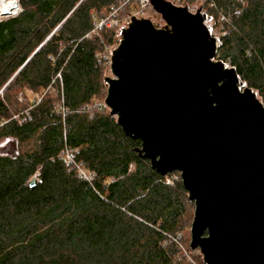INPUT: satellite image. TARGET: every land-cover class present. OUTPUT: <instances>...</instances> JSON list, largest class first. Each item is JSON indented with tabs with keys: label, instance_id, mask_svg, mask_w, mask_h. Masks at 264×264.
I'll list each match as a JSON object with an SVG mask.
<instances>
[{
	"label": "trees",
	"instance_id": "1",
	"mask_svg": "<svg viewBox=\"0 0 264 264\" xmlns=\"http://www.w3.org/2000/svg\"><path fill=\"white\" fill-rule=\"evenodd\" d=\"M135 1L17 0L0 20V264H205L180 173L159 174L104 104L118 31L95 26ZM210 2L228 18L215 59L264 98V0Z\"/></svg>",
	"mask_w": 264,
	"mask_h": 264
},
{
	"label": "water",
	"instance_id": "2",
	"mask_svg": "<svg viewBox=\"0 0 264 264\" xmlns=\"http://www.w3.org/2000/svg\"><path fill=\"white\" fill-rule=\"evenodd\" d=\"M149 1L164 26L131 18L120 31L104 104L159 174L180 173L195 205L190 249L205 264H264V106L214 60L206 13Z\"/></svg>",
	"mask_w": 264,
	"mask_h": 264
},
{
	"label": "built area",
	"instance_id": "3",
	"mask_svg": "<svg viewBox=\"0 0 264 264\" xmlns=\"http://www.w3.org/2000/svg\"><path fill=\"white\" fill-rule=\"evenodd\" d=\"M187 1L185 2V4H186L185 6H189V4H187L188 3ZM135 2H136V9L134 11H132L131 13L126 14L125 17H124L128 21V23L130 22L131 18L140 19V18L146 17V10L151 7L149 0H136ZM191 2L194 3V7H195L196 4H199V7H197L196 10H194L192 12H196L198 9H200L201 12L202 11L204 12L205 10L203 9V4H208L209 6H212V3L210 2V0H192ZM176 6H178V5H176ZM237 13H238L237 10H235L233 12V14H237ZM117 18H118L117 17V8H111V11L109 12L108 16L105 19L99 21L96 24L95 27H96V29H100L103 26H105L107 28H111V27L117 26L118 23H119V20ZM1 19L2 18H0V20ZM219 19H220L219 23H221V26H220V28L218 30L219 34L215 36L217 38H219L222 34H224L223 23L222 22L223 21H227L228 18L226 16H224V15H221ZM95 30H93V31H95ZM106 49L107 48H105L103 56H104V58L107 59V63L109 65V67H110L111 52L107 53ZM111 51H112V49H111ZM214 60H217V59L214 58ZM97 105L100 106V103H98ZM62 110H64V109L62 108ZM77 152H78V150L76 148L66 147V148H64V150L62 152V155L65 158V160H67L71 164V166H74L77 169V172L79 173V175L82 178L89 179L90 176H91V173L86 172L84 170V168L80 164H76L75 161H74L75 154Z\"/></svg>",
	"mask_w": 264,
	"mask_h": 264
},
{
	"label": "rangeland",
	"instance_id": "4",
	"mask_svg": "<svg viewBox=\"0 0 264 264\" xmlns=\"http://www.w3.org/2000/svg\"><path fill=\"white\" fill-rule=\"evenodd\" d=\"M191 1H192V0H191ZM191 1H187V2H188L187 4H189V6H187V7H188L189 11L192 12V11L196 10L197 7H199V4H196L195 7H194V3H192ZM190 2H191V3H190ZM182 6H183V5H182ZM184 6H185V5H184ZM18 10H19V7H18L14 12L16 13ZM202 12H203V11H202ZM15 13H14V14H15ZM203 13H205V11H204ZM0 14H2V12H0ZM124 17H125V16H122V17H119V16H118V18H117V19L119 20V23H118V25L115 26V27H116V29H117V31H118V34L116 35V38H118V39H117L116 43H114V44H112V45L110 46V50H111V49L113 50V49L117 46V44H118V42H119V39H120V34H121L120 31L128 25V21H127ZM144 18H148V19H150V20L152 21V23H153L156 27H163V26H164V22H163V20L161 19L160 15H159L158 13H156V12L152 9V7L148 8V9L146 10V17H144ZM205 24H206V26L210 29V33H211L212 36H216V35L219 34L218 30H219V28H220V26H221V23H217V22L214 20V18H211V17H210L208 20L205 21ZM105 76H106V77H108V76H109V77H113V74L111 73L110 67H108V70L105 72ZM245 87H247V86H246V84L244 83V86H243L242 88H245ZM252 92H254L256 98L258 99V101L264 106V98H263L262 96H260L256 91H253V90H252ZM4 142H5V140L1 139V140H0V146L3 145ZM190 228H191V227H190ZM189 233H190V229H189ZM189 233H188V244H189V242H190V235H189ZM190 251H191V255H192V252H194V256H195V257L201 255V253L199 252L198 249H194V250L191 249ZM201 257H202V255H201ZM193 260H194V264H198V261L196 262V261H195V258H194Z\"/></svg>",
	"mask_w": 264,
	"mask_h": 264
},
{
	"label": "bare ground",
	"instance_id": "5",
	"mask_svg": "<svg viewBox=\"0 0 264 264\" xmlns=\"http://www.w3.org/2000/svg\"><path fill=\"white\" fill-rule=\"evenodd\" d=\"M18 8L16 0H0V12H14Z\"/></svg>",
	"mask_w": 264,
	"mask_h": 264
}]
</instances>
